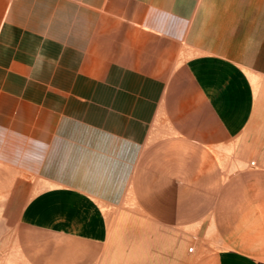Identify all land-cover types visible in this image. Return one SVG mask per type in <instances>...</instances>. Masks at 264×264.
Segmentation results:
<instances>
[{
  "label": "crops",
  "instance_id": "crops-1",
  "mask_svg": "<svg viewBox=\"0 0 264 264\" xmlns=\"http://www.w3.org/2000/svg\"><path fill=\"white\" fill-rule=\"evenodd\" d=\"M0 165L8 263L264 264V0H0Z\"/></svg>",
  "mask_w": 264,
  "mask_h": 264
},
{
  "label": "rangeland",
  "instance_id": "rangeland-1",
  "mask_svg": "<svg viewBox=\"0 0 264 264\" xmlns=\"http://www.w3.org/2000/svg\"><path fill=\"white\" fill-rule=\"evenodd\" d=\"M29 77V79H28ZM41 76H14L9 82L17 89L38 90L41 83L38 78ZM95 78L88 76H78V87L84 88L90 84L98 83L100 87V76ZM69 77L63 76L62 86H69ZM18 171L0 165V264H9V256L15 249L16 238L21 234L22 229L18 223L20 206L27 195V183L21 176H17ZM11 264V263H10Z\"/></svg>",
  "mask_w": 264,
  "mask_h": 264
},
{
  "label": "built area",
  "instance_id": "built-area-1",
  "mask_svg": "<svg viewBox=\"0 0 264 264\" xmlns=\"http://www.w3.org/2000/svg\"><path fill=\"white\" fill-rule=\"evenodd\" d=\"M253 164H254V162H253ZM191 249H193V248H190V250H191Z\"/></svg>",
  "mask_w": 264,
  "mask_h": 264
}]
</instances>
